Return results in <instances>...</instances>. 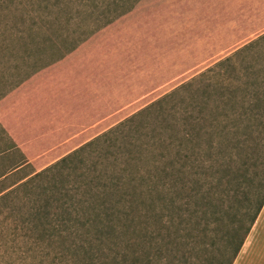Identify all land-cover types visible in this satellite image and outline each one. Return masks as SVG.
<instances>
[{
    "label": "rangeland",
    "instance_id": "1",
    "mask_svg": "<svg viewBox=\"0 0 264 264\" xmlns=\"http://www.w3.org/2000/svg\"><path fill=\"white\" fill-rule=\"evenodd\" d=\"M243 5L244 0H0V172L15 167L0 179V188L127 119L131 122L120 130L122 140H116L120 147L99 145L93 150L104 152L97 165L101 174L120 166L125 178L135 177L133 182L142 186L151 170L148 162L159 159V153L166 161L180 134L193 133L190 116L204 119L196 131H207L203 146L209 142L213 147L219 171L230 157L237 160L233 171L239 172L242 136L230 134V141L217 146L218 126L225 120L218 124L215 118L239 114V91L225 108L220 101L223 88L239 85V78L256 82L264 91V32L239 41L250 17L243 12L251 7ZM205 87L207 92L202 91ZM171 92L162 107L137 116ZM204 96L208 108L197 114ZM263 127L257 128L259 133L249 129V147L242 151L247 173L256 177L264 174ZM180 193L157 200V208L165 201H172L173 208L156 212L155 207L153 218L144 216L148 211L141 207L135 228L147 230L136 233L125 227L101 241L50 239L31 232V224L16 215L23 211L20 204L8 209L0 203V264H131V243L159 264H224L231 250L225 244L231 215L207 225L199 217L197 228L190 227L191 206L183 205ZM226 196L221 197L223 206L229 204ZM138 202L142 206V197ZM185 206L189 208L184 212ZM235 207L233 203L228 212ZM249 231L243 242L264 240V202ZM238 255L239 249L231 264Z\"/></svg>",
    "mask_w": 264,
    "mask_h": 264
},
{
    "label": "trees",
    "instance_id": "2",
    "mask_svg": "<svg viewBox=\"0 0 264 264\" xmlns=\"http://www.w3.org/2000/svg\"><path fill=\"white\" fill-rule=\"evenodd\" d=\"M249 43L239 47V52H242ZM226 59L228 57L222 61ZM220 63L222 62H218L217 65ZM245 69L248 68L245 67ZM250 71L252 73L254 69L250 67ZM184 86L186 84L181 85V87ZM208 89L209 87H205L202 91L207 92ZM223 89V93L220 94L223 108L226 103L235 102L231 99H235L239 91V114L230 116L224 113V118L222 116L215 118L218 124L225 120V124L218 126L221 129L217 133L219 140L216 144L221 146L225 139L230 141V134L242 136L238 141L239 172L233 171L232 167L237 160L231 161L230 157L220 164L219 171L212 160V146L209 142L203 146L206 139L202 137V134H206L207 131L205 130L206 133L196 131L197 124L203 125L201 120L204 121V119L198 118L199 116H190L193 133L185 131L180 134L177 139V149H174L173 155L168 156L166 161L163 159L165 154L159 153V159L148 162L151 170L146 171V179L142 186L133 182L136 181L135 177L125 178L123 175L126 170L120 166H113L115 169L110 173L101 174L97 165L104 156V152L97 148V153L94 154L93 150L99 145L105 148L116 145L120 147L121 142L117 143L116 140H122L120 130L126 123L131 122L127 119L96 136L95 139L82 144L71 153L60 157L53 164L31 175L19 177L8 186L0 188V203L9 205L6 206L8 209H12L13 204H20L19 207L23 211H19L16 215L25 218L31 224L32 229H29L31 232L35 230L41 234L46 233L50 239L83 237L82 241L87 239L90 241L91 238L101 241L104 235L107 238L112 237L119 234L125 227H131L132 232L136 233L138 230H147L135 228L137 222L135 219L138 216L136 213L142 207L143 211L144 208L145 212L148 211L147 214L144 213V216L153 218L152 211L156 207V201H163L166 196L180 190L179 200H184L183 205L191 206V208L188 206L183 208L184 212L189 208V216L194 218L193 225L190 227L197 228L196 225L200 223L197 219L199 217L205 219L204 223L207 225L209 222H217L219 217L231 215L227 221L230 224V236L225 240V244L230 245L231 250L227 256L223 253L224 264H231L264 202V174L258 177L249 175L245 167L248 164L247 157L242 155V151L249 147L248 141L251 135L249 129L264 126V122L261 121V111H264V91L256 82L248 84L247 80L240 78L239 85ZM172 94V92L166 94L150 103L137 116L143 112L147 113L151 108L162 107ZM208 103L206 96L202 97L199 106L196 107V113L205 111ZM254 131L259 133L258 129ZM216 155L219 154L216 153ZM14 168L13 166L10 170ZM8 169L0 172V179L10 171ZM223 195H227L228 206H223L225 199L221 198ZM138 197H142L140 202L142 206L139 202L135 203ZM231 200L236 207L232 212H228L233 207ZM161 206L162 208L156 207V212L167 208L172 209L173 203L165 201ZM146 222L148 223L147 220ZM91 231L94 237H91ZM134 244L136 243L130 244L131 264H159L147 255L142 256L137 248L134 249ZM79 245L83 247L81 242ZM157 248L159 247L155 249ZM155 253L159 252L155 251ZM219 253L222 254L221 250ZM224 258L222 257V260ZM115 259L113 257V261Z\"/></svg>",
    "mask_w": 264,
    "mask_h": 264
},
{
    "label": "crops",
    "instance_id": "3",
    "mask_svg": "<svg viewBox=\"0 0 264 264\" xmlns=\"http://www.w3.org/2000/svg\"><path fill=\"white\" fill-rule=\"evenodd\" d=\"M243 6L246 8L251 7L252 9L250 8L246 12H243V15L250 17L246 18V27H243L239 32V41L253 39L264 32V0H249L248 4L244 0ZM256 6H258V9H253ZM237 15L239 16L238 12ZM256 218L257 216L255 220ZM248 234H250V231ZM233 264H264V240L252 238L247 242L244 241L239 248V255Z\"/></svg>",
    "mask_w": 264,
    "mask_h": 264
}]
</instances>
